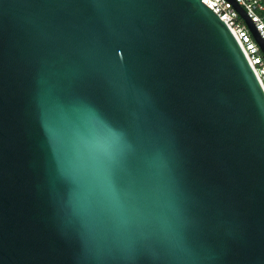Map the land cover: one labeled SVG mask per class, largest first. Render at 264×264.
<instances>
[{"label":"water","instance_id":"95a60500","mask_svg":"<svg viewBox=\"0 0 264 264\" xmlns=\"http://www.w3.org/2000/svg\"><path fill=\"white\" fill-rule=\"evenodd\" d=\"M0 264H264V90L211 7L0 0Z\"/></svg>","mask_w":264,"mask_h":264},{"label":"built area","instance_id":"2783aa9c","mask_svg":"<svg viewBox=\"0 0 264 264\" xmlns=\"http://www.w3.org/2000/svg\"><path fill=\"white\" fill-rule=\"evenodd\" d=\"M202 1L226 21L228 26L234 29L236 37L264 90V53L236 7L237 4L243 8L259 36L264 40V0Z\"/></svg>","mask_w":264,"mask_h":264}]
</instances>
